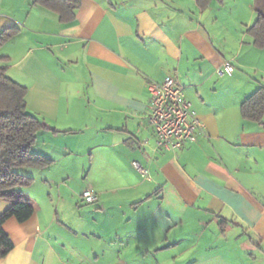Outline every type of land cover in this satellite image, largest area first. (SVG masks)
<instances>
[{"label":"crops","instance_id":"crops-1","mask_svg":"<svg viewBox=\"0 0 264 264\" xmlns=\"http://www.w3.org/2000/svg\"><path fill=\"white\" fill-rule=\"evenodd\" d=\"M33 1L0 0V33L16 29L0 66L56 132L32 147L51 163L19 172L33 183L61 165L63 180L103 185L77 213L58 192L21 188L34 212L2 224L12 249L0 264H264V114H240L264 88V48L247 33L264 0H78L69 23ZM166 77L204 124L177 151L156 150L147 121L148 83ZM10 205L0 198V214Z\"/></svg>","mask_w":264,"mask_h":264},{"label":"trees","instance_id":"trees-1","mask_svg":"<svg viewBox=\"0 0 264 264\" xmlns=\"http://www.w3.org/2000/svg\"><path fill=\"white\" fill-rule=\"evenodd\" d=\"M212 0H196L200 9H205ZM222 3L223 0H214ZM33 4L55 13L60 22L74 20V10L78 0H34ZM16 32L15 28L2 30L0 46ZM253 45L264 48V14L257 12L252 25L247 29ZM1 57L0 62H6ZM26 88L6 75V67L0 66V198L7 199L11 205L0 214V258L11 249L12 242L2 229V224L13 217L24 222L34 212L33 205L23 197L21 188L28 187L32 178L20 174L23 167L44 168L51 160L32 152L37 134L41 131L56 132L46 123L30 114L26 109ZM242 118L259 122L264 114V88L257 89L240 105Z\"/></svg>","mask_w":264,"mask_h":264},{"label":"built area","instance_id":"built-area-1","mask_svg":"<svg viewBox=\"0 0 264 264\" xmlns=\"http://www.w3.org/2000/svg\"><path fill=\"white\" fill-rule=\"evenodd\" d=\"M233 70V66L226 62L216 69V74L230 75ZM147 87V121L154 133L155 149L177 151L188 143H195L198 133L204 129V124L192 110L185 97L184 88L173 77L150 82ZM132 165L141 176H147L146 170L137 162ZM81 198L86 204H93L98 200L97 194L88 189L82 192Z\"/></svg>","mask_w":264,"mask_h":264},{"label":"rangeland","instance_id":"rangeland-1","mask_svg":"<svg viewBox=\"0 0 264 264\" xmlns=\"http://www.w3.org/2000/svg\"><path fill=\"white\" fill-rule=\"evenodd\" d=\"M84 166H86V164H84ZM54 168L59 169L61 168V165H53L48 171H44L43 175H41L40 178L36 177L35 181H33L31 185H29V188L27 187V192H58V194H60L62 198L61 205L63 207H67L69 211L72 210L73 212L77 213L79 209H84L83 207H86V205L83 204L80 199L82 192L85 189H90V186L93 184H97L100 186L103 185L101 176H86L85 172L73 174L71 175V177L63 180V176L61 175V173L54 172ZM43 177H46L47 179L48 177H51L53 182L47 183L43 186V183L41 182V180L44 179ZM88 205V207L93 208V206H90L91 204ZM85 218L88 219L87 213H85Z\"/></svg>","mask_w":264,"mask_h":264}]
</instances>
